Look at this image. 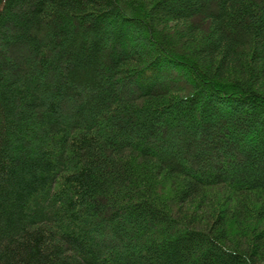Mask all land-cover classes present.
Returning <instances> with one entry per match:
<instances>
[{"label": "trees", "instance_id": "16d2710c", "mask_svg": "<svg viewBox=\"0 0 264 264\" xmlns=\"http://www.w3.org/2000/svg\"><path fill=\"white\" fill-rule=\"evenodd\" d=\"M0 264H264V0H0Z\"/></svg>", "mask_w": 264, "mask_h": 264}, {"label": "rangeland", "instance_id": "374dc122", "mask_svg": "<svg viewBox=\"0 0 264 264\" xmlns=\"http://www.w3.org/2000/svg\"><path fill=\"white\" fill-rule=\"evenodd\" d=\"M204 24V23H203ZM184 25V27H187V24L185 25L184 23H179V24H174V25H172V27L173 26H176V27H174V32H176V31H178V27L180 28L181 26H183ZM188 25H189V23H188ZM199 26H202V23L199 25ZM172 75L175 77V78H177L178 76H181L182 74H183V71H181V70H172ZM184 75V74H183ZM168 77H170L171 79H172V76L171 75H169ZM167 141L168 142H173L174 144L176 143L177 145H178V141H177V137H174V135H172V137L171 136H168V138H167ZM193 164V163H192ZM194 165V164H193ZM192 165V166H193Z\"/></svg>", "mask_w": 264, "mask_h": 264}]
</instances>
